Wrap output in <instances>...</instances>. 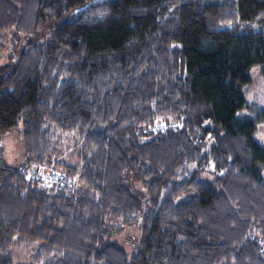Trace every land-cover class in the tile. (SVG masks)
I'll return each instance as SVG.
<instances>
[{"label":"trees","instance_id":"1","mask_svg":"<svg viewBox=\"0 0 264 264\" xmlns=\"http://www.w3.org/2000/svg\"><path fill=\"white\" fill-rule=\"evenodd\" d=\"M8 32L0 264H264V0H0Z\"/></svg>","mask_w":264,"mask_h":264},{"label":"rangeland","instance_id":"2","mask_svg":"<svg viewBox=\"0 0 264 264\" xmlns=\"http://www.w3.org/2000/svg\"><path fill=\"white\" fill-rule=\"evenodd\" d=\"M12 32V31H10ZM8 42H3V46L0 47V63L5 64L7 62V57L10 52V38H20V36H14L13 33L7 34ZM25 41L32 40L33 38H23ZM251 76L253 78V83L250 86L249 91L245 94L246 104L249 106H255L261 110H264V72H260L258 69H253L251 71ZM170 123L168 120H157L153 123L152 128L159 129L163 128L165 125ZM255 140L260 145L264 146V124L257 126V132L255 135ZM2 148H3V157L4 162L7 166H19L24 157V149H23V141L21 137V127L17 130L10 131L7 134L2 136ZM74 150H75V142L70 141L63 144V152L65 156L63 158L68 160V162L73 165L75 163L74 159ZM264 177V172L262 173ZM72 183L77 187V180L72 181ZM135 228L128 229L125 228L122 233L116 235L121 241L124 242L128 233L133 232ZM37 249V244H31L25 248H18L14 250L15 254V262L22 263L27 262L28 258L31 254Z\"/></svg>","mask_w":264,"mask_h":264},{"label":"built area","instance_id":"3","mask_svg":"<svg viewBox=\"0 0 264 264\" xmlns=\"http://www.w3.org/2000/svg\"><path fill=\"white\" fill-rule=\"evenodd\" d=\"M31 176V173L26 175V177L28 178ZM39 180L41 181V184L45 187H51L56 182H58V184H64V182L66 181L62 176H59L58 174L50 171H45L44 173L39 174Z\"/></svg>","mask_w":264,"mask_h":264}]
</instances>
